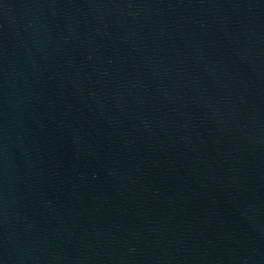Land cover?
I'll use <instances>...</instances> for the list:
<instances>
[{
	"label": "water",
	"instance_id": "water-1",
	"mask_svg": "<svg viewBox=\"0 0 264 264\" xmlns=\"http://www.w3.org/2000/svg\"><path fill=\"white\" fill-rule=\"evenodd\" d=\"M0 264H264V0H0Z\"/></svg>",
	"mask_w": 264,
	"mask_h": 264
}]
</instances>
